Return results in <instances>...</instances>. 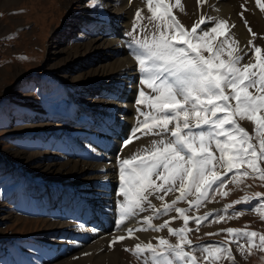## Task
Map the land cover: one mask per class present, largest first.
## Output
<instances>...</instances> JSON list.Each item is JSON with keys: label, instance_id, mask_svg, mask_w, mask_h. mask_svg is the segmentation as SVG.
Listing matches in <instances>:
<instances>
[{"label": "rangeland", "instance_id": "1", "mask_svg": "<svg viewBox=\"0 0 264 264\" xmlns=\"http://www.w3.org/2000/svg\"><path fill=\"white\" fill-rule=\"evenodd\" d=\"M241 1L242 8L229 0H202L200 5L203 4L207 13L205 19L210 18L215 22L224 20V15L219 13L216 5H229L233 16L236 14L234 24L240 25L248 34L247 40L239 38L242 43L238 39L234 47L238 54L244 55L242 63H256L254 48L260 47L257 39L264 41V33L258 27L260 20L264 25V9L260 7L264 0H259V3L253 0V6L249 0ZM98 2L102 4L101 0ZM167 2L172 7L173 15L190 30L184 24L185 21L179 18L176 0ZM103 3L111 11L108 18L103 14V7L92 10L85 5V0H0V264H32L33 261L35 264H111L117 244L112 241L106 246L102 241L100 232L106 230L108 235H113L122 233L125 228H132L135 231L133 236L139 238L121 248L123 264H144L143 257L135 254V245L138 243L143 245L150 242L155 246L161 237L172 244L179 242L178 237L171 235L167 228L162 231L137 230L148 229V224L142 221L148 216H155L151 209L116 226L114 222L118 220L119 214L116 201L120 199L116 195L117 183L109 192L102 188V198L108 200L112 197L106 211H102L106 215L102 223L97 226L91 224L90 220L83 221V216L89 212L86 203H82L80 208L71 204L80 186L73 179L63 181L61 177L58 178L59 173L43 178L38 168L46 163H54L59 167V164L78 159H82V162L91 160L96 163V167L104 165L112 168L110 178L98 180L101 186L118 179L116 169L121 143L138 122L137 107L142 108L134 104L137 89H147L142 84L138 85L140 73L134 56L130 57L134 65L133 72L136 73L131 84L133 90H125L131 83L128 84L129 80H126L122 84V91L112 95L109 82L97 84L93 80V70L112 63L114 58L104 61L98 54L79 60L75 56L76 50L93 39L99 31L105 30L106 34L112 36L111 29L116 30L113 35L128 44L130 39L151 33L158 21L153 20L152 14L142 6L146 5L147 0H107ZM247 7L250 10H246ZM253 7L258 10L257 18L253 16ZM237 9L241 12H236ZM138 10L142 28L137 27L138 22L134 18ZM198 12H201V8ZM232 26L228 24L225 30L230 40L231 33H235ZM134 29L136 31L133 33ZM55 47L61 53L53 55L51 50ZM67 54H71L69 62L64 59L68 57ZM111 103H115L122 111L114 114L107 107ZM131 115L135 118L130 119ZM238 122L251 135H255L252 122ZM153 139L156 138L144 137L135 139L133 143L141 145L143 150L150 146ZM125 148L119 152L121 159L130 158L141 151L136 150L127 155ZM23 157H31V161L25 162ZM231 176L229 173L228 177ZM83 177L85 180L91 174H84ZM223 191L229 195L225 197ZM256 193H264V181L258 177H243L238 186L229 181L220 193L210 192V198L203 202L199 210L188 212L190 218L208 215V220H202L198 230L195 220L190 219L187 225L190 229L188 239L192 240L193 245L223 244L227 234L221 230L227 228L264 234V216L261 215L264 212V207H261L264 198L257 200ZM178 195V192L169 193L165 201L155 196L149 199L157 209H161L164 203H171ZM245 197L249 198V202L235 204L237 199L243 201ZM87 202H91L89 196ZM229 205L233 207L229 208ZM176 206L189 208L186 202ZM225 208H228L227 214ZM238 210L243 211L234 216ZM109 215L110 219L107 217ZM216 215L224 216V221L212 222ZM168 221H171V228L185 227L174 211L161 215L152 223L159 227ZM239 243L244 244V253L235 243L230 245L235 264H264V250L252 247L242 238ZM195 254L203 264L205 254L200 249ZM218 264H232V261L218 260Z\"/></svg>", "mask_w": 264, "mask_h": 264}, {"label": "snow or ice", "instance_id": "2", "mask_svg": "<svg viewBox=\"0 0 264 264\" xmlns=\"http://www.w3.org/2000/svg\"><path fill=\"white\" fill-rule=\"evenodd\" d=\"M147 4L152 19L158 23L151 33L130 39L128 43L130 54L138 62V85L146 86L147 90L137 89L134 104L142 108L137 107L138 122L121 143L119 152L135 139H156L130 158L121 159L118 152L116 195L122 200L116 201L119 210L116 226L151 209L155 216L142 221L148 224V229L137 230L167 228L171 235L178 237L176 244L162 237L155 246L150 242L136 244L135 254L143 257L144 264H201L195 254L197 249L205 254L203 264H218V260L224 259L235 264L230 245L235 243L244 253V244L239 243L242 238L252 247L264 250V234L227 228L221 230L227 234L223 244L193 245L187 237L190 231L187 225L194 219L198 230L200 222L208 220V215L190 218L188 212L199 210L210 198V192L220 193L229 181L237 186L243 177H258L264 181L262 48H254L256 63H242L244 55L237 53L235 41L225 34L224 20L215 22L202 16L187 30L173 15L167 0H147ZM85 5L92 10L103 7L98 0H85ZM179 5L180 0H177ZM260 7L264 9V4ZM134 18L137 27L142 28L139 10ZM205 24L209 27H202ZM243 120L252 122L254 136L238 122ZM174 192L179 195L171 203H164L161 209L149 199L155 196L165 201L166 195ZM222 194L229 195L227 191ZM255 198H264V193H256ZM180 202L188 203L189 208L177 207ZM242 202H249V198L237 199L235 204ZM173 211L178 213L185 227L171 228V221L159 227L152 223ZM240 211L243 210L233 215H239ZM224 212L227 214L228 208ZM261 215L264 216V212ZM224 219L216 215L212 222ZM133 231L128 228L131 238H135L131 236ZM124 239L123 236L117 238L118 241Z\"/></svg>", "mask_w": 264, "mask_h": 264}, {"label": "bare ground", "instance_id": "3", "mask_svg": "<svg viewBox=\"0 0 264 264\" xmlns=\"http://www.w3.org/2000/svg\"><path fill=\"white\" fill-rule=\"evenodd\" d=\"M104 1H107V0H101V3L104 4L103 9H105L103 14L106 15L108 18V16L109 17L111 16V11H110V9H108L107 4L105 5V3H103ZM172 1H174V0H172ZM201 1L202 0H180V5H179V7L177 6L179 8V10H178L179 15L181 16L179 18H181L182 21H185L184 24L186 23V25L189 26L190 28L195 26L196 22H198L202 16L204 18L207 16V13L205 12L203 4L200 5ZM229 1L232 2L233 4H235L238 8H242V5H241L242 1L241 0H229ZM249 1H250V4L252 5L254 3V1H256V0H254V1L249 0ZM139 3H140V1H139ZM176 3H177V0H176ZM142 6L144 8H146V10L149 12L147 3H146V5L142 4ZM216 6L219 7L218 8L219 13L221 12V15L222 16L224 15L223 18H224L225 22L227 21V27H228V24H230V26L231 25L234 26V27L233 26L232 27H233V31H235V33H233V34L231 33V38H232V40L235 41L234 45L237 44L239 38H241L242 41L247 40L248 34H246V31L242 27L240 28V25L234 24V22L236 21L234 19L236 17L235 16L236 14L233 16V13L230 10L229 5L227 3L226 4L219 3ZM255 7H256V5H255ZM199 8H201L200 13L198 12ZM246 10H250V8L247 7ZM236 12L240 13L241 10L237 9ZM252 12H253L254 18H257L258 14L256 12H258V10L253 7ZM149 13L151 14V12H149ZM216 17H218V16H216ZM247 18H250V17H247ZM112 23L120 24L117 22H112ZM259 23H258L259 24L258 27L263 31L261 33H264V25H262V21L260 20ZM97 26H96V28H97ZM254 28H255V26H254ZM68 29H70V27ZM111 30L113 31V33L116 32V30L114 31V29H111ZM113 33L111 36L109 34H106L105 30L101 31V32L100 31L97 32V34L93 37V39H91L90 41L85 42L81 46H79L78 49L76 50L77 53L75 54L76 58H78L79 60L81 58H84V56L98 55V54H99L100 58L104 61H107V60L112 61V59L114 58L113 60H115V61H113L112 63H110L108 65H103V67H101V69L97 68V69L93 70V72H95L93 80H95L97 84H99L100 82L103 84H107L109 82L110 84H108V85L112 89V95L117 94V93L122 91V88H121L122 84L126 80H129L128 84L130 82L131 83H130V87H128L129 86L128 85L125 88V90H127V88L128 89L130 88L131 90H133V87L131 86V84H132L133 77L136 75V73L133 72L134 71V65H132L131 60H130L131 54L129 52L131 50L128 48V44H126L123 41L121 42L119 37H116L115 34L113 35ZM241 40H240V42H241ZM257 42L260 44V47L262 48L261 54L264 55V41H262L261 39L258 38ZM51 53H53V55H55V54H58L61 52L57 51V48L55 47V48H52ZM67 56L68 57L64 58L65 61L66 62L71 61V59H72L71 54H69V55L67 54ZM129 73H131V74H129ZM135 78H134V80H135ZM112 84H114V85H112ZM107 107H110L112 109V111L114 112V114L117 111H119V112L122 111V109L119 108L115 103L114 104L111 103V105L108 104ZM129 118L134 119L135 116L131 115V116H129ZM119 133H121V132H119ZM128 146H129V149H127L128 147L125 148V149H127V150H125L127 155L129 152L131 153V152H134L136 150H142L141 145L136 146L135 143L129 144ZM30 159H31V157H29V158L23 157V160H25V162L31 161ZM81 160L78 159L77 161L59 164V167H57V165L54 163H46V164H43L42 166L40 165L38 168L41 170V174H42L43 178L48 177V176H52L54 173H59L60 176L58 178L61 177V179H63V181H66L69 178L71 180L73 179L76 182L75 184L80 186V187H78V192L76 194L77 195L76 198L73 199V201L71 200L72 201L71 204L73 205V203H74L78 208H80L82 203H86V205L88 206L89 212H88V214L83 216V221L90 220L91 224H95L98 226V225H100V223H102V219H104L106 216L102 211H106L105 208H107L108 201L112 202V197H110L108 200L107 199L105 200L104 198H102V195H103L102 192L104 190H106V192H109L110 190H112L115 187L117 180H112L106 186H101V184L98 180L101 178L104 179L106 177L110 178V175H111L110 171L112 170V168L104 167V165L101 166V168H99V167H96V165H95L96 163L94 161L90 160V161L82 162ZM101 172H102V174H101ZM87 173H90L91 177H87L84 180L83 176H84V174H87ZM92 174H93V176H92ZM89 183L92 184L91 187L89 186L90 185ZM102 188H104L103 191H102ZM112 194H113V192L110 193L111 196H112ZM88 196H89V200H91V202H89V204L87 202ZM118 198H120L119 200H122V197H118ZM84 201H86V202H84ZM108 207H109V205H108ZM95 208H96V210H93ZM97 209L100 210V212ZM103 216H104V218H103ZM107 217L111 218V215H109ZM114 223L116 225V222H114ZM134 232L135 231H133L131 236L135 237V238L130 237V234L128 233L127 228L123 229L122 233H117V234H113V235H110V234L108 235L107 230L105 232L104 231L100 232V237L102 236V241L104 240L103 242L106 243V246H108V244H110V242L116 241L115 244H117V245H115V248H114L113 253H112L113 255L111 256L112 257L111 258V262H112L111 264H123L121 261V257H120L121 248L129 242L139 240V238H137V236H133ZM121 236L125 237V239L123 241H118L117 238L121 237ZM88 239L90 240V238H88ZM83 241L84 240H82V243H83ZM103 242H101V243L103 244ZM105 243H104V245H105Z\"/></svg>", "mask_w": 264, "mask_h": 264}]
</instances>
